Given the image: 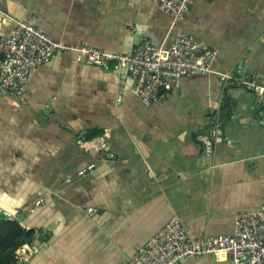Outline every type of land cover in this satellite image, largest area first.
Instances as JSON below:
<instances>
[{"label": "crops", "instance_id": "1", "mask_svg": "<svg viewBox=\"0 0 264 264\" xmlns=\"http://www.w3.org/2000/svg\"><path fill=\"white\" fill-rule=\"evenodd\" d=\"M17 21L128 55L167 48L181 27L218 54L161 106L134 94L128 67L67 53L22 98L0 90V220L34 234L15 264H126L173 216L191 239L231 235L264 204V94L245 85L264 87V0H193L178 25L149 0H0V38Z\"/></svg>", "mask_w": 264, "mask_h": 264}, {"label": "built area", "instance_id": "2", "mask_svg": "<svg viewBox=\"0 0 264 264\" xmlns=\"http://www.w3.org/2000/svg\"><path fill=\"white\" fill-rule=\"evenodd\" d=\"M181 24L193 0H149ZM59 53L74 54L79 62L102 69L128 67L133 92L143 104L163 105L180 79L211 75L218 51L179 27L177 36L165 49L144 40L131 55L108 52L89 45L66 44L51 38L32 22L17 21L12 34L0 38V90L16 98L24 92L39 67ZM254 92L264 87L245 83ZM208 152H211L207 142ZM82 172L81 174H83ZM226 253L235 264H264V204L256 211L239 214L231 235L191 239L178 216L152 237L126 264H177L180 260Z\"/></svg>", "mask_w": 264, "mask_h": 264}, {"label": "trees", "instance_id": "3", "mask_svg": "<svg viewBox=\"0 0 264 264\" xmlns=\"http://www.w3.org/2000/svg\"><path fill=\"white\" fill-rule=\"evenodd\" d=\"M33 238V232L25 230L19 222L0 220V264H15L17 249L31 243Z\"/></svg>", "mask_w": 264, "mask_h": 264}, {"label": "water", "instance_id": "4", "mask_svg": "<svg viewBox=\"0 0 264 264\" xmlns=\"http://www.w3.org/2000/svg\"><path fill=\"white\" fill-rule=\"evenodd\" d=\"M17 219L20 220V221H22V222L24 221L23 220L24 219L23 216H19ZM39 240H42V238H39ZM179 262H183V260H180Z\"/></svg>", "mask_w": 264, "mask_h": 264}]
</instances>
